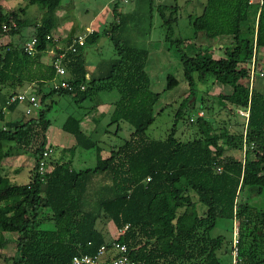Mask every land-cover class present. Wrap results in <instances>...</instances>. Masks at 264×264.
Here are the masks:
<instances>
[{"label": "trees", "instance_id": "16d2710c", "mask_svg": "<svg viewBox=\"0 0 264 264\" xmlns=\"http://www.w3.org/2000/svg\"><path fill=\"white\" fill-rule=\"evenodd\" d=\"M60 1L27 0V5H36L39 12L35 22L29 24L25 6L0 11V35L20 34L23 39L19 45L0 44V249L8 234L15 233L16 255L9 264H70L74 255H93L107 242L97 228L102 215L117 230L127 225L116 240L126 243L129 255L138 264H227V259L221 260L216 252L222 246L221 236L210 235L218 218L231 223L235 219L241 264H264V205L254 208L237 201L241 190L249 189L258 195L264 191V94L253 86V79L250 81L252 57L254 71L264 68V60L259 63L262 52L264 59V0L262 4L207 0L200 15L189 16V39L197 31H203L208 38H231V47L224 48L219 57H214L207 47L195 46L188 38L174 35L176 18L172 11L166 16L159 9L163 40L168 49L177 53L189 95L199 91L198 82L206 83L209 77L221 79L231 91L218 94V100L230 110H248L240 131L220 135L214 134L212 121L196 117L189 122L196 127L198 136L188 140L175 136L176 124L186 113L180 106L164 139L146 136L159 93L149 88L144 70L148 51L128 47L115 34L125 21L117 2L112 8L116 24L107 31L92 30L76 52H66L64 62L72 90L45 85L53 69L41 61L39 54L54 45L45 37L58 27ZM101 34L108 35L115 56L97 63L88 75L80 50L94 45ZM30 37L37 39L33 56L22 48ZM31 82L37 83L35 92L41 94L40 108L28 119L5 120L3 108L14 110L18 104L8 103L15 89ZM176 85L178 80L168 74L165 89ZM3 88L7 91L2 92ZM112 89L118 91L119 97L112 104L107 125L116 124L117 134L120 122H126L132 129L129 137L102 156L103 148L82 129V118L68 116L61 129L76 142L68 150L72 153L76 146L93 149L95 164L74 170L67 162L51 163L49 155L51 169L40 174L37 165L42 151L52 149L47 144L51 122L46 116L50 105H44L45 100L56 93L70 95L79 103L97 90ZM198 108L202 109L203 104ZM12 150L28 152L34 159L32 176L24 184H12L1 173L2 163ZM234 150L242 151V156L235 157L230 153ZM197 205L204 208L202 215ZM40 209L51 213V227H41Z\"/></svg>", "mask_w": 264, "mask_h": 264}, {"label": "rangeland", "instance_id": "374dc122", "mask_svg": "<svg viewBox=\"0 0 264 264\" xmlns=\"http://www.w3.org/2000/svg\"><path fill=\"white\" fill-rule=\"evenodd\" d=\"M111 0H61L57 10L58 27L51 34L59 39V44L63 47L67 44V34L71 30L85 32V24L98 11L102 12L99 20L100 29L109 30L116 24V18L113 16V6ZM117 2L118 11L125 16V21L115 31L118 38L123 40L128 47L132 49H146L148 51L144 59V70L149 79V88L153 92L159 93V98L153 107L154 120L148 126L145 134L150 139H164L170 131L174 122V114L179 106L186 110L182 118L175 127V136L180 140H188L197 137L196 127L190 125L188 114L194 120L201 110L205 119L212 121L215 125V135L226 132L233 133L241 130L243 116L236 110H230L225 103L218 100V94H228L231 87L225 85L221 79L209 77L206 83H197L198 92L195 95H189L186 83L182 79L181 64L174 49H168L163 40L164 26L162 18L159 15V9L168 16L176 18L173 23L174 35H180L185 38H191L192 28L189 19L200 15L207 4V0H127V2ZM105 5V6H104ZM176 9L173 10V6ZM25 6V16L27 24L34 23L38 18L39 12L36 5H27V0H0V11L9 12ZM104 6V7H103ZM103 10H100L102 9ZM107 8V9H106ZM100 12V13H101ZM191 16V18H189ZM25 28H23L24 30ZM27 29L24 30L26 32ZM20 34L0 35V44L19 45L22 41ZM195 46L207 47L208 51L214 56L219 57L223 54L226 47H231V38L228 35L214 36L208 38L203 31H197L193 39L187 40ZM135 49V50H136ZM191 54V52H188ZM263 54V52H262ZM262 54L260 62H263ZM50 54L43 51L39 54L41 61L46 62ZM115 56V50L107 34H101L99 43L87 45L85 48V57L91 65L95 66L103 60L107 61ZM88 65H90L88 63ZM259 68L261 65L258 64ZM253 76V86L264 94V68L256 70ZM262 71L263 74L259 75ZM173 75L178 80V85L170 90L165 89L166 77ZM49 84V85H48ZM45 85L50 86V83ZM37 83H25L23 87H17L15 93L24 90L34 89V94L39 101L40 95L35 92ZM45 86L44 90H48ZM7 91L5 88L2 92ZM119 97L116 89L97 90L93 92L84 101L76 103L70 95H58L56 93L45 100L44 105H50L46 113L50 120L47 135V144L53 149L48 158L53 162H67L74 170H81L93 167L95 164V153L93 149H83L75 147L71 153L68 149L76 142L74 138L61 129V124L68 116L81 119V127L86 134L99 143L103 148L102 156L108 154L113 146L123 142L129 137L131 127L124 121L120 122V129L114 134L116 124L108 126L110 112L113 102ZM39 103V102H38ZM203 104V108L198 106ZM43 105V106H44ZM40 108V106H38ZM35 108L30 113H25V103L19 102L14 110L3 108L5 120L10 119H28L34 116L39 108ZM190 110V111H189ZM189 111V112H187ZM197 114V115H196ZM194 123V122H192ZM235 157L242 156V151L234 150L230 152ZM34 159L28 152H15L6 157L2 163L1 173L9 179L12 184H24L32 176ZM238 202H247L254 208H260L264 205V191L261 194H253L249 189L241 190L237 195ZM197 212L202 215L204 208L197 205ZM39 222L41 227L49 228L52 226L53 219L48 210L40 209ZM233 223L229 219L218 218L210 235L221 236L222 246L216 252L221 260L228 259L229 241L231 239V228ZM97 228L102 233L106 241L112 240L118 236V230L111 220L102 215L97 222ZM16 234L9 233L8 239L0 249V264H9L11 258L16 255Z\"/></svg>", "mask_w": 264, "mask_h": 264}, {"label": "built area", "instance_id": "2783aa9c", "mask_svg": "<svg viewBox=\"0 0 264 264\" xmlns=\"http://www.w3.org/2000/svg\"><path fill=\"white\" fill-rule=\"evenodd\" d=\"M121 2H127V0H118ZM257 2L259 4H262L263 0H248V3H254ZM6 27L3 26V30H5ZM92 31L91 28H85L84 33L73 35L70 39L69 44L62 47L58 42L59 39L56 37H53L51 34L46 35V39L51 40L54 45L48 47L45 51L50 54V61L49 65L53 69V76L44 81L45 84L50 83V88L53 89H66V90H72V85L68 81L67 76V70L65 67V54L66 52H76L77 48L79 46L84 45L85 37L88 33ZM37 43V39L35 37H30L27 39L23 45V51L29 55L33 56L37 51L35 48V44ZM56 49L59 50V52L56 51ZM255 66V60L254 57L251 59V65H250V81L253 79L254 74L256 71H254ZM263 72L260 71L259 75H262ZM85 78H88V75H85ZM49 85V84H48ZM80 90L84 89L83 85H80ZM36 91V90H35ZM22 102L25 103V113H30L35 108L39 106L38 100L36 98V95L34 94V89L30 90H24L19 91L12 95L8 103L11 102ZM239 114L244 117V121H247L248 118V110H238ZM197 115V114H196ZM203 112L200 110L198 112V115L196 117H202ZM193 118L190 117V121H192ZM245 149V146L243 145V149ZM52 149L50 147H46L41 154L40 160L37 165V171L40 174H43L44 172H47L51 169V167L48 165L47 158L49 155H51ZM233 225L231 228V239L229 241V249H228V259L227 264H241V260L239 257V248H238V227L236 224L235 219L232 221ZM127 229V225H125L122 229L118 230V234H123L125 230ZM70 264H138L136 260H134L128 252V248L126 243L119 242L116 240V238L109 240L103 244H101L96 253L93 255L90 254H79L74 255L71 258Z\"/></svg>", "mask_w": 264, "mask_h": 264}, {"label": "crops", "instance_id": "0c3cea01", "mask_svg": "<svg viewBox=\"0 0 264 264\" xmlns=\"http://www.w3.org/2000/svg\"><path fill=\"white\" fill-rule=\"evenodd\" d=\"M110 3H111V5L113 6V4L115 3V1L114 0H111V1H109ZM105 6V5H104ZM103 6V7H104ZM103 7H102V9H100V10H103ZM107 9V8H106ZM104 11V10H103ZM101 11H98L96 14H94L90 19H89V21H88V23L87 24H85V28H91L92 30H97L98 28H100V25L99 24H103V22H101V20H99L100 19V17H101V15H102V12L100 13ZM82 33V32H81ZM53 34V33H52ZM76 34H80V32L79 31H75V30H71L68 34H67V39H66V41H68L70 38H72V36L73 35H76ZM99 43V38H98V40L96 41V44H98ZM62 46V45H61ZM63 47V46H62ZM85 48H86V46L84 47V48H82L81 50H80V52H81V58L83 59V64H84V67H85V69L87 70V72H88V75L94 70V68H95V66H93V65H91V63L89 62V60L88 59H86V57H85ZM46 62H43L44 64H49V61H50V56H49V58L47 59V60H45ZM88 63L90 64V65H88Z\"/></svg>", "mask_w": 264, "mask_h": 264}]
</instances>
